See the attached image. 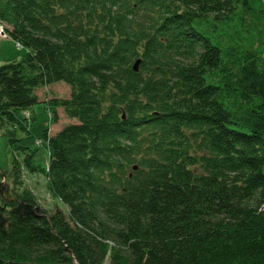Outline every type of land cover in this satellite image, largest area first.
I'll list each match as a JSON object with an SVG mask.
<instances>
[{"label":"trees","instance_id":"16d2710c","mask_svg":"<svg viewBox=\"0 0 264 264\" xmlns=\"http://www.w3.org/2000/svg\"><path fill=\"white\" fill-rule=\"evenodd\" d=\"M0 24L29 51L0 66V135L28 152L0 171V264H103L109 242L111 264H264L263 10L0 0ZM60 83L70 98L45 107L76 123L45 132L47 170L17 112ZM23 168L68 211L46 212Z\"/></svg>","mask_w":264,"mask_h":264},{"label":"rangeland","instance_id":"374dc122","mask_svg":"<svg viewBox=\"0 0 264 264\" xmlns=\"http://www.w3.org/2000/svg\"><path fill=\"white\" fill-rule=\"evenodd\" d=\"M252 8L256 11H264L263 0H250ZM4 25L0 24V32ZM29 51L26 49H19L17 43L9 38H4L0 34V66L10 64L17 61L24 60ZM40 103L35 105L30 110L18 111L17 116L20 120L25 122L28 128L27 133L18 131L17 138L20 140V145L30 149V152L35 153L34 164L39 168H48V162L50 160L48 145L44 142V134L48 131L49 136L56 135L68 124H75L76 120L69 119L64 109L59 110V122H50V112L45 107L51 99H69L71 96L70 87L64 83L56 84L53 86H47L40 88L37 91ZM7 127L1 130L0 135V171L9 173L12 170L15 156L19 158V162L23 163L27 156L25 152L13 151L9 144L8 138L5 136ZM23 177L27 187L37 196L41 207L46 212H53L57 208L61 209L65 213L68 208L62 204V202L56 199L50 192L48 186V179L40 172L32 173L28 169L23 168ZM10 180H6L4 185H8ZM107 258L103 264H111L110 257L117 247L109 242L107 244Z\"/></svg>","mask_w":264,"mask_h":264},{"label":"water","instance_id":"95a60500","mask_svg":"<svg viewBox=\"0 0 264 264\" xmlns=\"http://www.w3.org/2000/svg\"><path fill=\"white\" fill-rule=\"evenodd\" d=\"M140 63H141V60H138V61L135 63V65H134V70H135L136 72L139 71ZM136 169H137V168H136Z\"/></svg>","mask_w":264,"mask_h":264},{"label":"built area","instance_id":"2783aa9c","mask_svg":"<svg viewBox=\"0 0 264 264\" xmlns=\"http://www.w3.org/2000/svg\"><path fill=\"white\" fill-rule=\"evenodd\" d=\"M1 36L4 38H8V36L4 33L3 29L0 32ZM18 48L21 49L22 47L18 45Z\"/></svg>","mask_w":264,"mask_h":264}]
</instances>
